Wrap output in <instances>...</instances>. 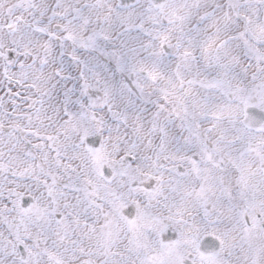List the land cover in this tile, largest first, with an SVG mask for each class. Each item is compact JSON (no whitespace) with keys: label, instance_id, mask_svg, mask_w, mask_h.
Wrapping results in <instances>:
<instances>
[{"label":"snow or ice","instance_id":"6c2138e0","mask_svg":"<svg viewBox=\"0 0 264 264\" xmlns=\"http://www.w3.org/2000/svg\"><path fill=\"white\" fill-rule=\"evenodd\" d=\"M0 264H264V0H0Z\"/></svg>","mask_w":264,"mask_h":264}]
</instances>
